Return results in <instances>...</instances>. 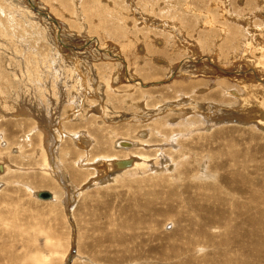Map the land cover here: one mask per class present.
<instances>
[{"label": "rangeland", "instance_id": "rangeland-1", "mask_svg": "<svg viewBox=\"0 0 264 264\" xmlns=\"http://www.w3.org/2000/svg\"><path fill=\"white\" fill-rule=\"evenodd\" d=\"M263 119L264 0H0V264H264Z\"/></svg>", "mask_w": 264, "mask_h": 264}, {"label": "bare ground", "instance_id": "bare-ground-1", "mask_svg": "<svg viewBox=\"0 0 264 264\" xmlns=\"http://www.w3.org/2000/svg\"><path fill=\"white\" fill-rule=\"evenodd\" d=\"M50 17V16H49ZM248 17V16H247ZM212 52V51H211ZM232 54V53H231ZM257 54V53H256ZM238 56V55H237ZM118 57V56H117ZM193 59V58H192ZM259 64V63H258ZM171 75V74H170ZM170 77V76H169ZM148 78V77H147ZM153 78V77H152ZM133 81V80H132ZM144 81H146V80H144ZM142 81H139V85H142V83H141ZM157 83H160V81L159 82H157ZM165 82H163V83H161V84H164ZM161 84H159V85H161ZM179 83H177V84H173V88H172V86H171V88L173 89V91H175V85H178ZM184 85V84H183ZM183 85H181L182 87H183ZM155 86V85H154ZM185 86V85H184ZM189 85H186L185 87H188ZM191 86V85H190ZM259 92V91H258ZM228 93V92H227ZM251 99V98H250ZM239 103V102H238ZM246 106H247V104H246ZM263 106V105H262ZM257 109H258V107H257ZM254 110V109H253ZM260 111H262V110H260ZM243 116V115H242ZM248 117V116H247ZM251 117V116H250ZM263 121H264V119H263ZM127 132V131H126ZM2 135V134H1ZM64 135V134H63ZM140 135H145V133H141ZM1 139V138H0ZM136 140V139H135ZM135 140H128V139H116L115 141H114V147L116 148V149H120V148H123V149H129V148H132V147H134V146H136L137 144H138V142H146V140L144 139V140H139V141H135ZM4 143V142H3ZM80 143V142H79ZM82 144V143H81ZM142 144V143H141ZM16 150V149H15ZM131 159V158H130ZM131 161L132 160H119V161H116V165L117 164H119V165H117V166H115V167H117V168H119V169H122V168H125V167H127V166H129L130 165V163H131ZM104 162V161H103ZM1 168V167H0ZM3 168V167H2ZM107 168V167H106ZM44 192H46V193H48V196L46 195V196H40V193H44ZM35 195H36V197H37V199H39V200H51V199H53V195L47 190H43V191H39V192H36L35 193ZM40 196V197H39ZM55 199V198H54ZM18 227V226H17Z\"/></svg>", "mask_w": 264, "mask_h": 264}, {"label": "water", "instance_id": "water-1", "mask_svg": "<svg viewBox=\"0 0 264 264\" xmlns=\"http://www.w3.org/2000/svg\"><path fill=\"white\" fill-rule=\"evenodd\" d=\"M46 195L48 196V193H46V192H44V193H40V196H41V197H42V196H46ZM40 196H39V197H40Z\"/></svg>", "mask_w": 264, "mask_h": 264}, {"label": "crops", "instance_id": "crops-1", "mask_svg": "<svg viewBox=\"0 0 264 264\" xmlns=\"http://www.w3.org/2000/svg\"><path fill=\"white\" fill-rule=\"evenodd\" d=\"M47 179H48V178H47ZM46 182H47V181H46ZM48 182H49V181H48ZM48 182H47V183H44V184H49ZM49 189H50V188H49ZM49 189H48V190H49ZM46 190H47V189H46ZM41 191H43V190H41ZM49 191H50V190H49ZM51 192H52V190H51ZM51 194L53 195V193H51Z\"/></svg>", "mask_w": 264, "mask_h": 264}]
</instances>
